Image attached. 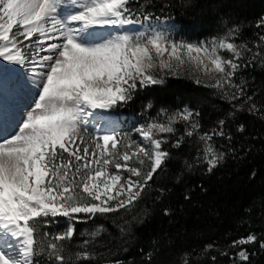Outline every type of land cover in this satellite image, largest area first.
Listing matches in <instances>:
<instances>
[{
  "label": "snow or ice",
  "instance_id": "1",
  "mask_svg": "<svg viewBox=\"0 0 264 264\" xmlns=\"http://www.w3.org/2000/svg\"><path fill=\"white\" fill-rule=\"evenodd\" d=\"M127 4L128 0H71L69 6L62 7L61 0H0V264H39L36 258L41 256L46 264L95 261L89 245L106 229L101 224L82 233L88 238L77 250H70L66 242L75 235L73 221L79 219L78 214L92 219L130 211L170 156L154 130L175 133L173 125L181 121L188 124V137L199 129L193 119L199 113L185 107L168 116L166 124L138 128L146 144L130 141L120 149L122 140L115 132L85 141L81 126L87 125L88 117L95 116L97 110L107 113L127 104L134 99L138 83L142 87L162 85L165 75H177L185 66L188 74H197L196 83H201L202 74L215 81L205 82V87L219 91L229 101L239 100L244 89L233 81L236 72L257 58L264 62L258 50L253 52L248 43L235 41L239 26L211 44L176 41L169 28L151 24L142 31H117L107 36L95 31L142 23L132 18ZM192 4L193 0H185V6ZM140 15L143 21L151 20L149 14ZM256 26L264 27V17ZM261 42L264 35L253 44L259 49ZM245 53L251 54V61H245ZM9 96L16 99L14 105L8 103ZM251 101L247 96L233 108L243 111L250 105L247 111H258ZM21 107L24 111H19ZM99 119L116 123L111 115ZM224 124L220 120L219 131L198 136L209 172L224 159L225 154L211 143L213 136L225 135ZM238 130L243 131V125ZM181 143L182 138L173 147ZM109 166L116 171H110ZM121 169L130 175L122 176ZM168 214L164 209V215ZM58 217L67 218L63 231H42V226ZM126 231L127 222L120 227L122 234ZM256 241L250 233L232 246ZM260 246L264 248V242ZM211 247L207 245L205 250ZM188 255L182 253L179 264H190ZM237 255L242 261L249 258L245 249ZM152 257V252L144 254L147 264Z\"/></svg>",
  "mask_w": 264,
  "mask_h": 264
},
{
  "label": "trees",
  "instance_id": "2",
  "mask_svg": "<svg viewBox=\"0 0 264 264\" xmlns=\"http://www.w3.org/2000/svg\"><path fill=\"white\" fill-rule=\"evenodd\" d=\"M127 8L132 18L142 23L141 13L149 14L150 21L172 20L176 41L208 40L239 26L235 41L248 43L253 52L258 50L264 56V42L259 49L253 44L264 35V27L256 26L264 17V0H193L192 6H185V0H128ZM245 61H251V54L245 53ZM233 81L244 89V96L233 101L181 72L165 75L162 85L142 87L138 83L134 99L121 104L124 115H136L147 108L153 116L187 107L199 113L194 116L199 129L192 137L184 129L176 130L175 140L162 148L170 153L169 158L130 211L85 217L84 222L75 223V235L66 242L70 250H77L82 243L78 230L89 232L101 224L106 229L89 245L96 260L83 264L117 260L147 264L144 254L148 252L153 253L151 264H179L185 252L190 264H264L260 246L264 242V62L257 58L241 67ZM247 96L258 111H247L250 105L243 111L233 108ZM220 120L225 121V135L213 136L211 143L225 155L209 172L198 136L219 131ZM240 125L243 131L238 130ZM181 138L180 147H173ZM164 209L169 210L168 215ZM125 222L127 231L122 234L120 227ZM250 233L257 237L255 243L232 246ZM207 245L212 247L205 250ZM241 249L249 254L247 261L238 257Z\"/></svg>",
  "mask_w": 264,
  "mask_h": 264
},
{
  "label": "rangeland",
  "instance_id": "3",
  "mask_svg": "<svg viewBox=\"0 0 264 264\" xmlns=\"http://www.w3.org/2000/svg\"><path fill=\"white\" fill-rule=\"evenodd\" d=\"M61 4L62 7H67L71 4V0H61ZM149 24L153 25V26H163V27H167L170 29V35L172 39H175V36L177 35L176 33V25L173 23L172 20L169 19H162V20H157V21H145L144 23L141 24H131V25H126L124 26V28H109V27H105V28H100V29H95L96 32L102 34L103 36H107V34L112 33L115 34L117 31H142L145 28H147L149 26ZM174 25V28L172 27ZM224 36V35H222ZM219 36V37H222ZM219 37H213V38H209L208 40H199V41H194V42H190V43H208L211 44V42L213 41L214 38H219ZM35 39V38H33ZM52 42H58V41H47L46 43H52ZM25 43H28L27 41ZM33 51H35V49H33ZM170 51V49H169ZM44 54V53H42ZM222 54L225 57L231 58L230 54L227 52H222ZM193 55H195V53H193ZM163 59L165 61L168 60V54L165 53L163 56ZM173 63H175V61H173ZM204 63L209 67L212 68V65L210 63V61L207 58H204ZM11 66V65H8ZM186 67H181L179 69V72H181L183 75H186L188 78L195 80V73L193 74H188L186 72ZM21 72H26L25 69H21ZM200 78H201V83L198 84H202L204 85L205 82L207 83H214V80H208L206 77H204L202 74H199ZM25 79H29L27 76H25ZM28 102L31 103V97H28ZM8 103H12V105H14L16 103V99L13 96H9L8 99ZM185 107H183L182 109L178 110V111H182ZM19 111H24V109L21 107L19 109ZM121 111V112H120ZM148 109L145 108L144 111L142 112H138L136 115H129V116H125L122 113L121 110V105L117 106L115 109L113 110H109L107 113H102L100 110H97V114L95 116L92 117H88V124L87 125H82L81 126V133L84 136L85 141H89L91 138H95V137H99L102 136L104 134L107 133H111V132H115L118 136V138H120L122 140L121 144L118 146L120 149L124 148V144L126 142H130V141H134L136 144H146L147 142L143 140V138L141 137L140 133L137 131L138 128L142 127V126H146L150 123H167L168 120V116H170L173 113H165V112H161L155 115H149L147 113ZM177 111V112H178ZM114 112H117V114H115ZM122 115H121V114ZM176 113V112H175ZM101 115H111L114 117L116 123L114 125H110L105 123L104 120L99 119V117ZM193 119L195 120V117H193ZM101 122H103V124L101 125ZM174 128L176 130L179 129H184L186 130V128L188 127V124L185 122H178L175 123ZM155 136L156 138H159L162 140V148L163 146L169 141V140H175V135H176V131L175 133H160L159 131H155ZM102 144V140L99 141ZM175 142V141H173ZM83 147V146H82ZM91 151V148H90ZM97 153L99 154V150H96ZM82 154V153H81ZM65 157H67V153L64 154ZM89 159H91V157H89ZM79 163H84V161H81ZM121 163H123V161H121ZM129 163H131V161H129ZM97 165H93V167H96ZM110 171L115 172L116 169L113 166H109ZM120 174L124 177H127L130 175V173L126 172L125 170L121 169L119 170ZM133 180L137 179L136 177H132ZM79 219H77L76 221H73V224L75 226V223L77 222H84L86 219L85 217H87V214H78ZM68 221L67 218L65 217H58L55 218L54 221L47 225V226H42V231L43 232H51V233H57V232H61L64 230V228L66 227ZM81 228V227H80ZM93 230V229H92ZM91 231V230H90ZM88 232L85 229H80V231L78 230V235L77 238L78 239H83L81 240L82 242L88 238L84 235H82V233H86ZM37 261L39 262V264H46L45 258L44 257H37L36 258Z\"/></svg>",
  "mask_w": 264,
  "mask_h": 264
},
{
  "label": "bare ground",
  "instance_id": "4",
  "mask_svg": "<svg viewBox=\"0 0 264 264\" xmlns=\"http://www.w3.org/2000/svg\"><path fill=\"white\" fill-rule=\"evenodd\" d=\"M9 104H12V103H9ZM103 124V122H101V125Z\"/></svg>",
  "mask_w": 264,
  "mask_h": 264
}]
</instances>
